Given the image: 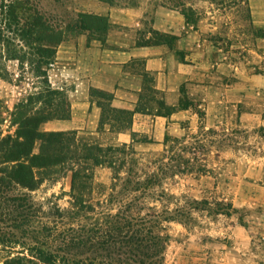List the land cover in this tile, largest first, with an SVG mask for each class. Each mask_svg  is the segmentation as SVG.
Wrapping results in <instances>:
<instances>
[{"label":"crops","instance_id":"obj_1","mask_svg":"<svg viewBox=\"0 0 264 264\" xmlns=\"http://www.w3.org/2000/svg\"><path fill=\"white\" fill-rule=\"evenodd\" d=\"M249 2L264 30V7L259 8L264 0ZM102 6L98 14L110 22L104 41L81 33L58 44L53 76L69 86L71 116L43 124L98 136L112 132L128 144L138 142L134 131L147 135L143 141L152 147H169L165 135L210 136L179 141L200 149L203 169L196 172L200 187L194 195L231 201L240 212L199 211L208 218L203 230L187 235L183 226L168 245L166 264H264V50L239 60L210 37L211 28L190 25L177 10ZM147 84L164 102L163 114H157L158 101L143 105L149 100ZM91 88L111 93L113 107L135 111L142 104L145 110L134 113L130 128L112 130L106 124L100 130L102 109Z\"/></svg>","mask_w":264,"mask_h":264},{"label":"trees","instance_id":"obj_2","mask_svg":"<svg viewBox=\"0 0 264 264\" xmlns=\"http://www.w3.org/2000/svg\"><path fill=\"white\" fill-rule=\"evenodd\" d=\"M100 1L120 7L137 5V0H121L123 5L118 0ZM161 1V5L181 4L180 0ZM25 3V0H0V50L5 48L9 57L10 34L15 33L23 45L37 49L40 64H45L46 68L40 67L37 74L41 76L40 88L18 101L13 110L10 111L0 98V246L5 252L3 264H165L172 238L168 223L184 222L194 210L210 208V202L205 198H194L190 201L191 208L187 209L178 203L171 207L175 195L163 189L162 194L155 197L153 190L162 186L163 179L157 173L142 178L135 168L137 160L131 157L128 161L121 156L133 152V142L103 146L100 142L79 137L76 130H41L46 121L71 116L67 91L53 86L48 76V67L55 61L58 44L67 34L84 31L104 34L99 38L104 41L110 22L106 15L80 11L73 23L71 20L58 29L50 25L38 9L26 7ZM154 33L159 35L157 31ZM155 41L156 38L144 43ZM2 76L0 71V78ZM147 88L153 93L150 85ZM90 93L92 97L108 102L107 105L99 102L102 109L100 130L106 124H110L112 130L130 128L134 113L145 110L141 108L142 104L135 111L113 107V95L104 90L91 88ZM158 103L157 114H163L164 102L158 100ZM7 117L10 126L15 128L4 134L1 123ZM135 135L132 131L133 141ZM170 138L165 135V141ZM102 165L113 170L110 191L104 197L102 190L94 195L95 189L105 188L94 178V168ZM61 170L71 173L69 205L62 207L55 202L45 206L36 202L30 191L46 180L58 178ZM123 170L125 175H122ZM17 188L26 191L14 193ZM152 201H158L160 205L152 204ZM214 205L210 210L214 214L240 212L231 201L224 199ZM239 222L245 224L242 214Z\"/></svg>","mask_w":264,"mask_h":264},{"label":"rangeland","instance_id":"obj_3","mask_svg":"<svg viewBox=\"0 0 264 264\" xmlns=\"http://www.w3.org/2000/svg\"><path fill=\"white\" fill-rule=\"evenodd\" d=\"M25 6L32 9H38L43 18L55 28L65 27L66 24L72 20V23L77 18V12L87 13H99L103 10L104 3L100 0H25ZM178 3H167V5H161V0H137L135 6H144L149 11H154L157 8L165 7L179 11L182 13L186 20L192 26L200 25L205 28H211V38L219 42L224 52L235 55L239 60L246 61L253 57H258L257 53H262L264 50V30L260 29L253 19L251 6L249 0H180ZM120 4H125L123 1L118 0ZM120 7V6H119ZM264 7L260 4L259 8ZM150 18H147L145 22H149ZM14 27V26H13ZM77 31V30H76ZM75 31V32H76ZM91 39L103 38L104 34H94L92 32L84 31ZM79 32L75 35L67 34L65 40L75 38L79 36ZM11 43L9 44V57L7 58V51L5 48L0 50V71L3 76L0 78V98L3 104L11 111L14 105L25 98L31 92H34L40 88L41 76L37 75L38 71L45 69V64H40V55L37 53L36 48L23 45V43L15 37V33L10 34ZM158 38V36H155ZM145 41V39H143ZM155 40V39H152ZM57 50V49H56ZM12 55V56H11ZM15 56V57H13ZM56 59V58H55ZM43 65V66H42ZM54 63L48 67V76L53 86L64 89L67 91L68 85L60 78L53 76ZM148 87V84H147ZM68 93V91H67ZM147 98L154 97V101L147 100L146 106L149 104H157V99L154 93L150 92L147 88ZM69 97V94H68ZM99 102H103L107 105V101L102 98L95 97ZM6 115V112H5ZM53 120V119H52ZM10 118L7 117L1 123L2 132L5 134L8 131H14L15 126H10ZM41 130H50V128L42 124ZM79 137L89 139L90 141L100 142L103 146L110 144H121L114 133L107 132L98 136L97 134L81 132L78 133ZM172 136L169 139V147H152L147 143L146 139H149L147 135H135V140L138 142L132 143L133 152L130 154H122L130 161L131 157L137 160L135 168L138 174L143 178L146 175L157 173L163 180L162 186L153 190L154 196L162 194L161 190H165L167 193H172L175 198L172 199L171 207L175 206V203L179 205H185L187 209L191 208V200L203 198L208 199L210 202V208H204L208 210L209 215L214 213L210 212L215 205L216 201H220L218 197H203L200 198L196 194L200 187V182L197 179L196 172L203 169L200 161H198L199 150L192 149L179 141L194 142L199 139H211L210 136L201 135L195 132H186L182 136ZM191 157L194 159L192 160ZM63 172V173H62ZM125 170L122 171V175H125ZM113 170L106 166H96L94 168V178L97 183L105 185L99 189L94 190V195H98V190L103 193V196L110 191V185L112 182ZM71 189V173L61 170L60 176L55 180H46L35 190H31L30 194L33 199L45 206L57 202L62 207L69 205V191ZM26 189L17 188L14 189V193H23ZM12 192V191H11ZM185 195V197H182ZM159 204L160 202L152 201V204ZM203 207V205H200ZM208 207V206H207ZM199 210H194L190 215L184 218V222L171 221L168 223V231L172 235V238H178L181 236L182 227L184 226L189 232L187 235L198 234L203 230V226L206 224L205 220L208 218L202 216ZM247 211V210H245ZM243 210V213H245ZM206 213V212H205ZM171 238V239H172ZM5 252L1 250L0 246V264H3V257ZM166 264V259H165Z\"/></svg>","mask_w":264,"mask_h":264}]
</instances>
